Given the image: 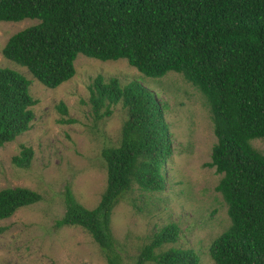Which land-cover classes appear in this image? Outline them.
Here are the masks:
<instances>
[{
  "label": "trees",
  "instance_id": "1",
  "mask_svg": "<svg viewBox=\"0 0 264 264\" xmlns=\"http://www.w3.org/2000/svg\"><path fill=\"white\" fill-rule=\"evenodd\" d=\"M35 17L9 33L1 53L37 80L54 86L73 73L76 52L99 59L124 57L146 75L180 72L204 96L214 140L208 158L219 176L213 187L225 202L228 224L208 244L213 264H264V152L249 138L264 136V0H0V19ZM30 79L0 65V144L29 125ZM94 116L124 106L119 137L103 145L105 182L94 205L78 202L63 185V209L53 225L78 224L97 243L106 264H125L109 227L118 194L131 181L143 189L163 186L161 162L171 145L154 92L137 79L119 83L95 73L86 85ZM65 111L61 100L56 102ZM59 117V120H63ZM31 148L10 156L26 165ZM39 198L24 185L0 187V218ZM168 221L153 230L131 264H196L188 247H156L175 239Z\"/></svg>",
  "mask_w": 264,
  "mask_h": 264
},
{
  "label": "rangeland",
  "instance_id": "2",
  "mask_svg": "<svg viewBox=\"0 0 264 264\" xmlns=\"http://www.w3.org/2000/svg\"><path fill=\"white\" fill-rule=\"evenodd\" d=\"M35 20L0 19V47L9 33ZM72 63L69 77L46 86L0 50V65L28 77V92L36 98L30 105L33 116L28 127L0 144V187L18 184L39 193L38 199L0 218V264H106L83 227L53 225L63 209L64 184L82 205L95 204L105 182L100 148L117 142L126 116L119 100L109 103L108 114H92L86 85L95 73L103 78L113 75L121 84L134 78L151 89L170 137V152L160 166L163 186L143 189L131 181L111 207L109 227L122 261L131 264L153 230L173 221L175 239L155 250L169 245L188 247L197 254L196 264H213L209 241L229 218L220 192L213 187L220 173L202 164L214 140L203 94L180 72L168 69L160 75H146L124 57L99 59L76 52ZM58 100L64 103V112L57 109ZM249 143L264 152V136L251 137ZM21 144L31 148L26 165L10 159ZM142 264L157 263L146 259Z\"/></svg>",
  "mask_w": 264,
  "mask_h": 264
}]
</instances>
